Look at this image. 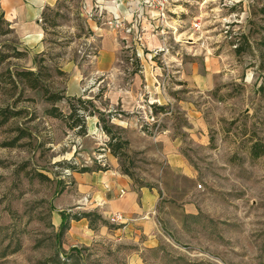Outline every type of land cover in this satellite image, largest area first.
Masks as SVG:
<instances>
[{
	"label": "rangeland",
	"instance_id": "1",
	"mask_svg": "<svg viewBox=\"0 0 264 264\" xmlns=\"http://www.w3.org/2000/svg\"><path fill=\"white\" fill-rule=\"evenodd\" d=\"M117 3L58 0L34 46L0 24V264H129L137 247L63 249L50 220L114 158L159 195L135 264H264V0Z\"/></svg>",
	"mask_w": 264,
	"mask_h": 264
},
{
	"label": "crops",
	"instance_id": "2",
	"mask_svg": "<svg viewBox=\"0 0 264 264\" xmlns=\"http://www.w3.org/2000/svg\"><path fill=\"white\" fill-rule=\"evenodd\" d=\"M98 1L107 14L114 18L120 15V5L117 2L121 0ZM57 2L58 0H0V16H3L21 43L34 46L43 38L41 19L44 10L54 8ZM108 163L102 170L73 173L75 189L64 192L67 196L66 208L52 212L51 224L59 233L61 214H97L103 223L94 224L95 229L90 227L86 218L70 219L68 229L62 234V248L88 247L102 243L115 253L118 248L134 246L138 251L130 254L129 264H135L139 252L158 244L156 205L159 195L144 187H137L121 170L115 158L108 160ZM117 213L123 215L122 222L109 223V217Z\"/></svg>",
	"mask_w": 264,
	"mask_h": 264
},
{
	"label": "trees",
	"instance_id": "3",
	"mask_svg": "<svg viewBox=\"0 0 264 264\" xmlns=\"http://www.w3.org/2000/svg\"><path fill=\"white\" fill-rule=\"evenodd\" d=\"M1 23H5L8 27L9 25L4 21L3 16H0V24ZM1 55V54H0ZM4 59V57L2 58ZM19 77L22 78H28L30 81H34L33 78L34 76H36V74L34 72H24L21 74H17ZM32 88L35 87V84L31 86ZM51 100L53 101H57V100H61L64 99L63 96H51L50 97ZM78 102L82 103L80 99L77 100ZM70 109H71V114L67 117V119L72 120V124H70L71 128H79L80 132H84L85 129V122L83 117H81L82 119H79L78 116H76L77 111L79 110V108H77L76 106H73L72 104H70ZM50 115L53 116L54 118H65L60 112H58V110L56 108H53V110H51ZM75 117V118H74ZM66 119V118H65ZM102 130L106 133V134H110L108 128L106 126L102 127ZM111 142L109 143V148L111 153L113 154V156H118L119 151L125 147L128 143L126 141L121 142V140H115L114 138H110ZM257 147V145L254 146V150H253V155L254 157H260L261 155L264 154V148L263 147ZM84 172H88L87 169L82 170V173ZM129 175V174H127ZM62 216V223L60 224L59 227V235L61 236L64 231H66V229H68V221L70 219H74V220H78L80 218H86L89 221V225L92 229H95L94 224L97 223H103L102 219L97 215V214H83L82 216H65V214H61Z\"/></svg>",
	"mask_w": 264,
	"mask_h": 264
},
{
	"label": "built area",
	"instance_id": "4",
	"mask_svg": "<svg viewBox=\"0 0 264 264\" xmlns=\"http://www.w3.org/2000/svg\"><path fill=\"white\" fill-rule=\"evenodd\" d=\"M142 1H143V3L145 5H148V6L152 7V8H154V9H156V12L158 13V15H160L159 14V9H157L156 4L154 3L155 0H142ZM138 3H140V1H138ZM159 3L162 5L161 2H159ZM122 220H123V215L119 214V213L113 214L108 219L109 223H111V224H120L122 222Z\"/></svg>",
	"mask_w": 264,
	"mask_h": 264
}]
</instances>
